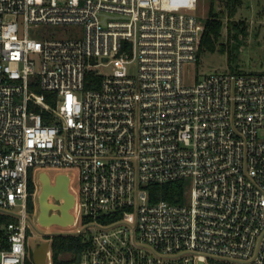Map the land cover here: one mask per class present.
<instances>
[{
  "label": "built area",
  "instance_id": "built-area-1",
  "mask_svg": "<svg viewBox=\"0 0 264 264\" xmlns=\"http://www.w3.org/2000/svg\"><path fill=\"white\" fill-rule=\"evenodd\" d=\"M203 7L0 0V264H25L42 171L73 185L76 264H264V72L190 79Z\"/></svg>",
  "mask_w": 264,
  "mask_h": 264
},
{
  "label": "rangeland",
  "instance_id": "rangeland-1",
  "mask_svg": "<svg viewBox=\"0 0 264 264\" xmlns=\"http://www.w3.org/2000/svg\"><path fill=\"white\" fill-rule=\"evenodd\" d=\"M224 1V0H223ZM217 5L222 3V0L215 1ZM210 0H204L203 9L198 11V15L205 18L208 13ZM218 8H220L218 6ZM228 17L225 14L224 20ZM231 20H244L247 25V35L240 37V45L237 50V57L228 62L227 54L220 51L203 52L200 56L198 64L192 66V77L198 76L199 79L204 75L212 72H229V71H245V72H264V0H242L240 7L237 9L236 14ZM60 31L63 28H58ZM227 42V31H223L220 43ZM236 40L232 39L231 44H235ZM50 174H53L50 172ZM46 171H42L39 177L36 178L37 182L41 185L36 191L33 198L34 211L33 217L38 223L35 227V235L29 236V246L35 245L38 241L50 236V233H66V228L57 224H66V212L68 206V195L61 186H66L69 183L67 173H59L51 177ZM66 174V175H65ZM67 176V178H65ZM59 184L55 190L49 186ZM67 181V184L63 183ZM64 184V185H63ZM48 187V191L44 194L43 188ZM68 188V186H67ZM77 189V185H74ZM55 192V193H54ZM58 196V197H55ZM60 200V203L55 205L54 199ZM50 241V239H47ZM69 258V257H66ZM75 264V263H64Z\"/></svg>",
  "mask_w": 264,
  "mask_h": 264
},
{
  "label": "trees",
  "instance_id": "trees-1",
  "mask_svg": "<svg viewBox=\"0 0 264 264\" xmlns=\"http://www.w3.org/2000/svg\"><path fill=\"white\" fill-rule=\"evenodd\" d=\"M216 0H210L208 13L204 18L203 33L200 38L199 52L197 54V62L203 52H215L227 54L228 62L237 57V50L240 45V37L247 35V25L244 20H231L240 7L242 0H222L219 5ZM218 6L220 8H218ZM225 14L228 16L224 20ZM227 31V42L220 43L223 31ZM236 40L235 44H231V40ZM91 74L86 81V88H95L98 80L91 79ZM49 96V94H47ZM187 184L184 180L170 181L162 184H149L150 200L167 201L169 203H182L183 196L186 191ZM29 192H33L34 185L29 182ZM27 209L29 214L34 211L33 196L29 195L27 200ZM1 220L9 221L6 216H2ZM50 239V251L53 264L78 263L83 251L90 246V240L84 233H54L52 236H46ZM69 257V258H66ZM25 264H34L31 257H26Z\"/></svg>",
  "mask_w": 264,
  "mask_h": 264
},
{
  "label": "water",
  "instance_id": "water-1",
  "mask_svg": "<svg viewBox=\"0 0 264 264\" xmlns=\"http://www.w3.org/2000/svg\"><path fill=\"white\" fill-rule=\"evenodd\" d=\"M65 178H67V176H65ZM57 183L58 182H56L55 185H51V183L49 181V186L52 188V190H55L56 187L59 185ZM63 183L67 184V181H64ZM49 186H47L46 188H43V193L44 194L50 189ZM67 186H68V184L65 187L64 186H61V189L64 190V192H66L67 195H68V188H67ZM48 187H49V189H48ZM55 197H58V196L55 195ZM69 207L70 206H67V209L65 207V212H66V214H65L66 215V220L65 221H67L66 224L52 223L50 225L57 224L59 226H66L68 223H71L72 222V216L69 213ZM48 248H49V242L48 241L44 242L41 245L40 248H35V250L33 252V256H32V260H33V263L34 264H47L46 263V257H47L46 252H47V249ZM199 264H204V263L203 262H199Z\"/></svg>",
  "mask_w": 264,
  "mask_h": 264
},
{
  "label": "flooded vegetation",
  "instance_id": "flooded-vegetation-1",
  "mask_svg": "<svg viewBox=\"0 0 264 264\" xmlns=\"http://www.w3.org/2000/svg\"><path fill=\"white\" fill-rule=\"evenodd\" d=\"M72 187H73V185H72V183H71V181H70V179H69V183H68V200H67V202H68V206H70V207H69V213H70V210L74 207V205H75V200H76V196H75V193H74ZM54 203H55V205H57V204L60 203V200L54 199ZM45 236H47V234H45ZM47 239H48V238H44V239H42L41 241H38V242H37L35 245H33V246L30 245V246L28 247V250H27V257H31V258H32V256H33V252H34L35 248H40L41 245H42L44 242L47 241ZM48 242H49V241H48Z\"/></svg>",
  "mask_w": 264,
  "mask_h": 264
},
{
  "label": "bare ground",
  "instance_id": "bare-ground-1",
  "mask_svg": "<svg viewBox=\"0 0 264 264\" xmlns=\"http://www.w3.org/2000/svg\"><path fill=\"white\" fill-rule=\"evenodd\" d=\"M40 185H41V183L36 181V191H37V189L39 188ZM35 194H36V192H35Z\"/></svg>",
  "mask_w": 264,
  "mask_h": 264
},
{
  "label": "crops",
  "instance_id": "crops-1",
  "mask_svg": "<svg viewBox=\"0 0 264 264\" xmlns=\"http://www.w3.org/2000/svg\"><path fill=\"white\" fill-rule=\"evenodd\" d=\"M66 175V174H65ZM56 199V198H55Z\"/></svg>",
  "mask_w": 264,
  "mask_h": 264
}]
</instances>
